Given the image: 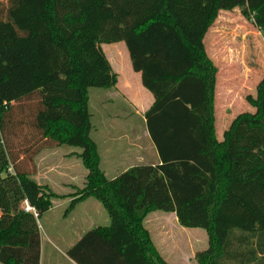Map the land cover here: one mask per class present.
Returning <instances> with one entry per match:
<instances>
[{"label": "trees", "instance_id": "trees-1", "mask_svg": "<svg viewBox=\"0 0 264 264\" xmlns=\"http://www.w3.org/2000/svg\"><path fill=\"white\" fill-rule=\"evenodd\" d=\"M245 1L244 15L264 34V0ZM221 5L0 0V264H40L38 220L57 197L31 179L36 167L21 165L18 145L82 150L86 184L69 209L96 199L110 224L67 249L76 264H169L143 223L157 210L205 229L208 247L195 254L198 264H264V77L249 99L254 111L238 113L218 140L217 68L203 40ZM121 41L155 98L146 123L159 160L108 178L91 137L89 89L117 85L101 44ZM26 201L37 216L24 210Z\"/></svg>", "mask_w": 264, "mask_h": 264}, {"label": "rangeland", "instance_id": "rangeland-1", "mask_svg": "<svg viewBox=\"0 0 264 264\" xmlns=\"http://www.w3.org/2000/svg\"><path fill=\"white\" fill-rule=\"evenodd\" d=\"M246 7L245 0H222L213 32L211 31L208 39L206 38L204 41L213 51L215 48L221 46L230 59L228 66L224 67L220 65L218 95L215 105L218 121L216 137L218 140L223 139L224 130L227 128L225 127L222 130L223 125L226 124L227 117L222 118V114H224L226 108L224 100L226 99L225 92L227 85L225 84V79H227V76L225 74H230L232 78L231 84L228 85L233 90L232 105L230 106L231 120L240 112L254 111V107L249 99H256L257 86L264 77V34L253 24L248 16L244 15L243 12ZM101 48L108 60L112 61L114 56L119 55L123 61H125L123 58L125 56L126 61H129L124 42L101 44ZM123 52L125 56H123ZM121 66H124V64ZM113 91L112 88L89 89V108L92 114L93 126L101 128L105 112L109 107L116 112H120L121 116L119 119L125 116L121 107L123 106V100L119 96H113L114 100L112 104H106L105 102V99ZM128 120L133 121L134 118L128 117ZM26 129H20V136L17 139L23 140L22 138ZM92 135L94 138H97L96 130H93ZM16 142V144L21 143L18 140ZM17 147L19 148H15V152L19 153L20 158L25 157L24 161L21 162V165L25 168H30V165H35L36 167L37 162H42L45 167L56 168L55 172L59 170L57 168L62 167V163L63 166H66L65 160L62 161L61 157L63 153L69 150L81 152L80 148L65 145L56 146L53 148L55 149L53 151H50L52 149L47 150L49 148H28V146L21 147L19 145ZM47 151L52 153L47 154ZM73 154L75 153H72V156ZM76 155L78 156V154ZM32 156H34V159L31 161ZM70 162L72 163L69 167L63 168L71 170V173L75 175V179L72 182L78 185V189H82L86 184V182L83 183L85 180L82 176V170H85V167L80 161H77L78 163L74 165H72L73 160ZM124 164L116 172L109 173L106 171L108 173L107 177L111 178L121 173L131 163L125 162ZM55 172L53 171V173ZM53 178V187L56 192L64 194L72 191L71 189L69 190V186L67 187L62 183L69 182V178L63 179V177L56 174L53 175ZM78 189L74 191H78ZM89 200L86 205H80L77 211L69 209L70 202L66 204L61 200H56V207L40 217L39 221L43 227L44 244L48 246L44 247V264H55L57 261L58 264H66L62 260L63 253L67 249L66 247L73 245L85 232L110 224V217L101 203L93 198ZM143 223L150 232L151 238L154 244H156L155 246L162 252L160 254L169 264H198L195 260V254L208 247V234L205 229L184 227L179 224L177 217L170 212L153 211L145 217ZM50 237L53 238V241L49 239Z\"/></svg>", "mask_w": 264, "mask_h": 264}, {"label": "crops", "instance_id": "crops-1", "mask_svg": "<svg viewBox=\"0 0 264 264\" xmlns=\"http://www.w3.org/2000/svg\"><path fill=\"white\" fill-rule=\"evenodd\" d=\"M216 21L217 19L214 21L212 26L209 28L203 41H205L206 38L208 39L211 31L213 32V27ZM125 47H126V44H125ZM204 47H205V51L208 57L213 61L214 65L217 68L216 83H215V105H216L217 95H218V86H219L220 65H223L224 67L228 66L230 59L225 54L226 52H224L221 46L215 48L213 51L204 42ZM126 51L129 57V61H126V56L124 52H123V56L125 57L123 58L125 61H123L119 55H117L116 57L114 56V59L112 55L113 60L112 61L109 60L111 63L112 69L118 75V83L115 87L112 88L114 90L113 93H111V95H109L108 98L105 99L106 104L107 103L112 104L114 100L113 96H119L123 100V106L121 107L123 109L122 112L125 113V116H123L122 119H119V117L121 116L120 112L119 111L116 112L111 107H109L107 111L105 112V117H104L103 125H101V128L99 126H93V129L91 131V137L94 139V141L96 142L98 146V150L101 156V167L106 176L108 174L106 173V171L109 173L116 172L118 169H120L122 166L125 165L124 164L125 162L131 163V164L128 165V167L124 168L121 171V173L133 165L144 164L148 162H158L159 160L156 148L151 140L148 127H147V123H146V112L153 105L155 98H154V95L142 85L141 73L134 70L132 60H131L127 47H126ZM122 64H124V66H121ZM225 76H227V79H225V84L227 85L226 92H225L226 99L224 100L226 108L224 110V114H222V118L226 116L227 117H226V124L223 125L222 130L225 127L227 128L224 130V133L229 128L232 120L236 116L235 115L231 120L230 106L232 105L231 98L233 95V90L228 85L231 84L232 78L230 77V74L228 73H226ZM227 81H230V82H227ZM216 111L217 109L215 108V130H216V126L218 123ZM128 117L129 118L133 117L134 120L133 121L128 120ZM93 130H96L97 138L93 137L92 135ZM224 133H223V137H224ZM47 150L53 151L55 149L49 148ZM49 153H52V152H48L47 154ZM72 153H75V154H73L72 156ZM80 153L81 152L78 150H69L63 153L61 157H62V161L65 160L64 162L66 166H63V163H62L61 164L62 167L57 168L59 170H57L56 172H55L56 168L50 167V166L45 167V165L42 162H39V163L37 162L36 172L33 175H31V179L34 180L39 185H47L58 196L52 200V208L49 211L53 210L54 207H56V200H61L65 202L66 204L69 203L71 201L72 194L76 192L74 190L79 188L78 185H75L72 182L75 179V175L71 173V170L69 168H63V167H69L70 164L72 163L70 161L72 160H73L72 165L78 163L77 161H80V163L84 165L82 160L76 155ZM132 156H133V159H132ZM53 171L55 173H53ZM82 171H83L82 176H83V179L85 180L83 181L84 183L86 182V176L88 174V170L85 167V170H82ZM54 174L63 177V179L69 178V182H66V183L62 182V183L67 187L69 186V190L71 189L72 191L69 193H64V194H60L56 192L53 187V180H54L53 175ZM118 174H116L115 176L111 178L116 177ZM88 201L90 200L87 199L79 203L74 208L73 211H77L80 205H86ZM173 214L175 215V213H172V215ZM39 220H38V224H39L40 235H41L40 264H44L43 252H44V247L46 245L44 244V237H43V232H42L43 227L41 226ZM49 239L53 241L52 237H50ZM66 248L68 249L69 247H66ZM66 251L63 253L62 260H64L66 264H76L74 261H72L67 256ZM160 253L162 254L161 251ZM55 264H58V261Z\"/></svg>", "mask_w": 264, "mask_h": 264}, {"label": "built area", "instance_id": "built-area-1", "mask_svg": "<svg viewBox=\"0 0 264 264\" xmlns=\"http://www.w3.org/2000/svg\"><path fill=\"white\" fill-rule=\"evenodd\" d=\"M24 210L27 212H33L37 216L36 210L30 206L27 201L24 203Z\"/></svg>", "mask_w": 264, "mask_h": 264}]
</instances>
